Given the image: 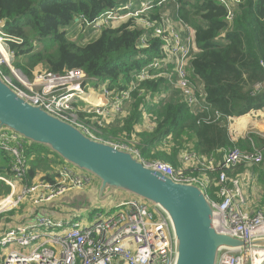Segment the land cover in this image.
Returning <instances> with one entry per match:
<instances>
[{
	"label": "built area",
	"instance_id": "1",
	"mask_svg": "<svg viewBox=\"0 0 264 264\" xmlns=\"http://www.w3.org/2000/svg\"><path fill=\"white\" fill-rule=\"evenodd\" d=\"M229 9L233 17V5L238 0H218ZM178 0H127L92 21L84 16L77 18L79 29L85 35L98 33L102 27H114L115 23L136 19L137 26L146 33L141 37L139 47H147V31L160 39L159 53L153 61L146 64L136 75V81L165 77L170 87L162 94L169 99L177 90L195 114L214 109L207 102L204 86L200 81H193L188 70L191 60L199 51L195 39V30L187 23L174 17L170 10L177 11ZM161 9V22L150 20L153 8ZM149 15V18L147 16ZM120 24V23H119ZM5 22H0V74L25 100L34 105H42L48 112L83 129L90 137L99 139L91 133V123L79 118V109L96 119L99 125L110 117L112 110L120 111L121 106L130 100L129 93L114 95L105 86H101L108 100L107 107H91L85 103L82 94L85 86L92 85L96 78L88 76L81 69H71L65 74H55L45 68L35 71L30 79L17 69L12 60L14 52L10 41H14L4 29ZM264 66V62H262ZM6 66L13 77L6 74ZM136 85V84H134ZM36 86V91L33 87ZM264 83L256 85V91L264 93ZM76 102H83L80 108ZM95 105V104H94ZM123 111H125L123 107ZM221 113L215 111V117ZM145 115V119L147 120ZM151 116H149V120ZM147 120L145 123H148ZM231 120V118H229ZM210 122L211 117L205 120ZM103 141V140H102ZM116 147L128 150L138 156L147 167L171 177L176 182L194 183L204 190L211 185L208 172H219L218 193L220 200L211 201L220 212V223L230 234L248 241L264 237V210L249 213L241 193L240 179H229L227 171L242 163L259 165L264 161L261 149L247 150L238 145L229 150L224 159L217 162L214 156L201 155L196 151H185L180 159L184 165L192 163L199 170L207 172L205 176L194 175L183 168H174L162 160H147L142 157L136 146L121 141H105ZM28 142L19 134L8 129L0 130V152H7L11 159V176L0 174V181L10 187V192L0 199V213L16 209L19 204L29 202L35 209L73 190H82L93 185L90 174L59 162L54 168V176L31 177L30 158L27 154ZM44 155L42 154V157ZM51 162L54 164L55 157ZM115 212L98 213L90 225L69 219L53 218L47 214H36L33 219L12 227L0 235V248L11 246L0 264H174L176 246L166 214L146 200L131 196L117 200ZM105 213H109L103 216ZM94 234V236H93ZM219 264H264V248L223 249Z\"/></svg>",
	"mask_w": 264,
	"mask_h": 264
},
{
	"label": "trees",
	"instance_id": "2",
	"mask_svg": "<svg viewBox=\"0 0 264 264\" xmlns=\"http://www.w3.org/2000/svg\"><path fill=\"white\" fill-rule=\"evenodd\" d=\"M126 1L0 0V22H5V31L15 38L9 43L14 52L12 64L30 79L37 68L44 67L55 74L81 69L96 78L94 86H105L114 95L129 93L130 107L119 125H95L97 137L103 141L137 140L142 157L168 162L174 168H180L178 155L183 150L222 161L235 146L229 118L264 109V93L255 92L256 85L264 83V0H238L233 5L232 19L228 18L229 9L218 0H178L177 11L172 7L174 17L195 30L199 51L188 70L193 81L203 84L207 102L214 109L199 114L191 110L177 90L168 100L161 96L170 89L165 77L136 81L139 71L157 57L161 43L148 30L149 45L139 47L146 32L137 26L136 19L118 27L106 25L86 44L68 34L67 28L77 18L84 16L92 21ZM150 20L161 22L159 7L153 8ZM2 69L10 75L8 67ZM215 111L221 113L219 118L214 119ZM79 114L84 118L82 112ZM145 115L151 116L152 130L143 127ZM209 117L212 121L206 122ZM43 148L27 144V154ZM0 158L7 164L11 161L7 152H0ZM7 164L4 167L0 162V174L11 176ZM30 174L34 177L33 169ZM208 174L212 182L205 191L210 200L218 201L219 172ZM0 184L8 194L10 187L1 181Z\"/></svg>",
	"mask_w": 264,
	"mask_h": 264
},
{
	"label": "water",
	"instance_id": "3",
	"mask_svg": "<svg viewBox=\"0 0 264 264\" xmlns=\"http://www.w3.org/2000/svg\"><path fill=\"white\" fill-rule=\"evenodd\" d=\"M2 129L16 132L28 144L43 146L95 177L99 181L95 209L114 208L122 192L159 207L174 236V264H219L223 249L264 248V237L248 241L228 233L220 223V212L200 185L176 182L145 166L133 152L90 137L42 105L25 100L0 74Z\"/></svg>",
	"mask_w": 264,
	"mask_h": 264
},
{
	"label": "crops",
	"instance_id": "4",
	"mask_svg": "<svg viewBox=\"0 0 264 264\" xmlns=\"http://www.w3.org/2000/svg\"><path fill=\"white\" fill-rule=\"evenodd\" d=\"M77 25L78 21L76 20L67 28L68 34L74 35L73 32H77ZM118 26L119 25L114 27ZM99 33L100 31H98V34ZM88 88L89 86L85 87V89ZM97 88L98 87L94 86V88L88 92L86 100L88 103L95 105H105L107 98L103 93L97 91ZM230 133L235 145L247 150L260 148L261 153L264 155V109L251 111L248 114L231 118ZM41 153H45L47 155L43 154L44 156L42 157ZM51 155H55V163H59L60 160L61 162H64L58 155L47 150L45 147L41 150H32V154H30V166L31 169L34 170V178L38 175H46L48 178L54 176V172L50 169V166L41 167L32 163V159H34L35 156L41 159L47 157L50 161H52L53 159L51 158ZM0 162L4 165V167H6L5 165L8 163H5L3 158H0ZM227 174L229 179H240L241 193L245 203L244 209L249 213L263 211L264 161L259 165L242 163L235 168L228 170ZM93 178L94 182L92 186L82 190L70 191L57 198L55 201L44 204L42 207L35 209L29 202H25L21 204L19 208L17 207L18 209L16 208L8 212L0 213V235L16 225L30 221L36 214H47L53 218L59 219H69L73 217L77 220L78 216L81 215L91 214L95 211H98V213L107 211L108 209L100 210L94 208L95 204L99 203L97 197V187L99 181L95 177ZM96 181L98 183H96ZM128 196L132 195L122 192L119 194L118 199L120 197L126 198ZM98 213L95 214L94 219ZM83 225L85 224L83 223Z\"/></svg>",
	"mask_w": 264,
	"mask_h": 264
},
{
	"label": "rangeland",
	"instance_id": "5",
	"mask_svg": "<svg viewBox=\"0 0 264 264\" xmlns=\"http://www.w3.org/2000/svg\"><path fill=\"white\" fill-rule=\"evenodd\" d=\"M172 7L170 8V10L172 11ZM130 20V19H129ZM129 20H123V21H120V22H118V23H115V25L114 26H117V25H121V24H123V23H126V22H128ZM120 23V24H119ZM76 33H74L73 32V34L74 35H72V34H69L70 36H71V38L73 37V40H76L77 42H79L80 44H86V43H88V42H90L91 40H93L96 36H97V34L98 33H96V34H91V35H89V33L87 32L86 33V35H85V31H86V29L82 32L80 29H79V24L77 25V28H76ZM44 68V67H43ZM39 69H42V68H37L36 70H39ZM35 70V71H36ZM10 76L11 77H13V74L11 73L10 74ZM87 86H89V88L88 89H85V91H84V93L82 94V98H84L85 100H86V97L85 96H87V94H88V92L89 91H91L93 88H94V86H92V85H87ZM87 86H85V87H87ZM36 89H37V87L36 86H34L33 87V90L34 91H36ZM98 90L97 91H99L100 93H103V91H102V89L100 88V87H98L97 88ZM88 90V91H87ZM95 90V89H94ZM171 97H172V95H171ZM160 98H161V96L160 97H157L156 99H154L153 100V104L154 103H156L157 101H159L160 100ZM85 103L86 104H88L89 106H91V107H95V106H102V107H107V105H108V100H107V102H106V104L105 105H94V104H92V103H88L87 102V100L85 101ZM76 104L77 105H79V107L80 108H82L83 106L79 103V102H76ZM123 107H124V109H125V111L127 110L128 111V109H129V107H130V105H128V102L125 104V106H124V103H123V105L121 106V109H120V111H114V110H112L111 111V115H110V117L108 118V119H106L104 122H103V127L105 128V127H107L108 125H112V126H115V125H119L120 124V118H123V117H125L126 115H127V113L128 112H125L124 113V111H123ZM80 112H82L84 115V118H82L81 116H80V114H79V118L81 119V120H83L84 122H86V123H91L90 125H91V128H93V129H90L91 130V133H93V134H95L96 136H97V128H96V124L97 125H99V123L96 121V119H94L93 117H90L88 114H86V113H84L81 109H80ZM79 112V113H80ZM118 115H121L120 117L118 116ZM147 120H149V116H147ZM143 127H148L149 129H153V124H152V120L150 119L149 121H148V123H145L144 125H143ZM122 139H125L124 137L122 138ZM111 141H113V142H116V141H121V142H124V143H129V144H131L132 146H137L138 145V141L137 140H127V139H125V141H122L121 139H119V138H113V139H110ZM185 151H191V150H183V151H181V153H180V155H178V163H179V167L180 168H183L184 170H187V171H189V172H192V173H196L197 175H199V176H205L206 174H207V172L206 171H204V170H199V166H197V164H195V163H192V164H189V165H184L183 164V162L181 161V159H180V157H181V155H182V153H184ZM42 154H44V155H47V154H45V153H41V155ZM40 155V156H41ZM54 157H55V155H53ZM29 158H30V164H31V157H30V155H29ZM60 162H61V160H60ZM32 163H34V164H36L37 166H41V167H44V166H47V167H49L50 166V169H52L53 171H54V168L56 169V166H57V164H58V162L57 163H55V160H54V164H52V162L50 161V159H48L47 157L46 158H39V157H34V159H32ZM69 165L70 166H72V167H74V168H77V167H75V166H73L72 164H70L69 163ZM85 171V170H84ZM87 172V171H86ZM89 173V172H88ZM2 182V181H1ZM96 183H98L97 181H96ZM6 185V184H5ZM2 185L0 184V199H2L4 196H6L7 195V193L2 189V187H1ZM123 196H125V195H123ZM128 197H131V196H128ZM123 197H120L118 200H121ZM21 204H23V203H21ZM21 204H19V206H18V208L20 207V205ZM17 208V209H18ZM112 210V211H111ZM108 211H111V212H109V213H112V212H115L116 211V209H115V207L114 208H112V209H108L107 211H105V212H108ZM96 213H98V211H95L94 213H91V214H85V215H81V216H78V219L76 220V222H78V223H84L85 225H89L92 221H94V216H95V214ZM109 213H105L103 216H106V215H108ZM12 247L11 246H8V247H1L0 248V260H2L3 259V256L4 255H6L7 254V252L9 251V249H11Z\"/></svg>",
	"mask_w": 264,
	"mask_h": 264
},
{
	"label": "bare ground",
	"instance_id": "6",
	"mask_svg": "<svg viewBox=\"0 0 264 264\" xmlns=\"http://www.w3.org/2000/svg\"><path fill=\"white\" fill-rule=\"evenodd\" d=\"M86 97V96H85Z\"/></svg>",
	"mask_w": 264,
	"mask_h": 264
}]
</instances>
